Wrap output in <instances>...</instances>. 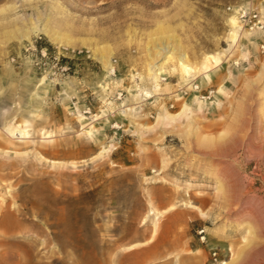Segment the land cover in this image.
Listing matches in <instances>:
<instances>
[{
    "label": "rangeland",
    "instance_id": "1",
    "mask_svg": "<svg viewBox=\"0 0 264 264\" xmlns=\"http://www.w3.org/2000/svg\"><path fill=\"white\" fill-rule=\"evenodd\" d=\"M246 3L264 18V0H0V264H264V56L260 34L226 39ZM32 21L74 45L13 39ZM165 45L200 71L170 58L155 89Z\"/></svg>",
    "mask_w": 264,
    "mask_h": 264
},
{
    "label": "bare ground",
    "instance_id": "2",
    "mask_svg": "<svg viewBox=\"0 0 264 264\" xmlns=\"http://www.w3.org/2000/svg\"><path fill=\"white\" fill-rule=\"evenodd\" d=\"M258 10L260 11L261 16H262V20L264 21L263 14H262L261 9L259 7H258ZM233 15L235 17L230 18L229 21H228L230 29H229V32H228L227 38H226L227 41L229 42V50H232V49H234V48H236L238 46L239 40L241 38L240 35L242 33L244 34L245 37H248L250 34H260V32H258V31H248V30H246L248 33L242 32V29H241L240 24L238 22L239 21L238 17H236L235 14H233ZM20 24H26V23H25V21H22ZM15 33L16 34H13L12 37L16 41H22V40L27 41V40H30L31 37H33V36H36L38 34H42L46 38H48V40L52 44L56 45L58 48L62 47V46H71L72 47L74 45V42L71 39L65 37L64 34L58 33L57 31L56 32H52L50 30V27L48 28V26H46V25L39 26L37 23H35L33 21H32V23H30L29 27L22 28V29H17ZM250 37H252V36L250 35ZM90 42H92V41H90ZM173 46L165 45L163 47H160L159 51L154 54V58H152L151 62L148 63V73L149 74L148 73L147 74L150 76V79L153 80L152 82L154 84V88L155 89L159 88V85L156 83V77L160 76L162 74L163 64L167 60H169L170 58H175L178 61L180 72L183 75L184 80H189L190 77H191V74H197V75L199 74L200 68H197V67H195V66H193V65H191L189 63V61L187 60L186 54L181 51L179 46H175V47H173ZM100 49L102 51H100ZM90 50L92 51L93 54H98L99 55L97 57V59L99 60L100 63L103 64L105 73H110L111 74L113 72L112 71L113 68H112V64H111V59H110L111 55H112V50L110 48H104V47H99V46L90 47ZM101 52H103V53L101 54ZM203 59L204 60H203V63L201 65V67H202V70H204V73L206 74V77H209V75H208L209 70H208V67H207L208 65L207 64H208V62H212V63L218 65L220 63L219 56L217 54H207ZM157 62H159V63H157ZM39 81L40 82H44L45 81V76L43 78H41ZM192 98H193V100H196L198 103H202L203 102V100H201L198 96H195V97H192ZM187 107L188 106L186 104H184V106H183V108H182V110L180 112H178L176 114L166 113L165 117L170 118V120L175 119L183 111H186ZM78 118H80V121L85 119V117L83 115H79ZM81 131H83V130H81ZM4 132L11 139L15 138V139L23 140V139H26L28 137V134H27V132L25 130L19 129L16 126H8V127H6L4 129ZM247 145L248 146H253V144H251V142H248ZM255 148L257 150H261V147H258V146L256 147L255 146ZM257 150H255V151H257ZM252 211H254V209ZM254 212H252V213H254ZM202 215H204V214H202ZM254 215H256V214H254ZM253 217H255V216H253ZM6 218H8V216L3 215V218L1 220L2 224H5V219ZM252 230H254V229H252ZM248 241H250V240H248ZM239 257H240V255L236 256V257H233V258H231L228 261L221 262L220 264H234L235 262H237L239 260Z\"/></svg>",
    "mask_w": 264,
    "mask_h": 264
},
{
    "label": "built area",
    "instance_id": "3",
    "mask_svg": "<svg viewBox=\"0 0 264 264\" xmlns=\"http://www.w3.org/2000/svg\"><path fill=\"white\" fill-rule=\"evenodd\" d=\"M235 10L236 16L245 30L260 32L259 53L264 56V21L258 7L253 3H246ZM232 11L234 12V10Z\"/></svg>",
    "mask_w": 264,
    "mask_h": 264
}]
</instances>
